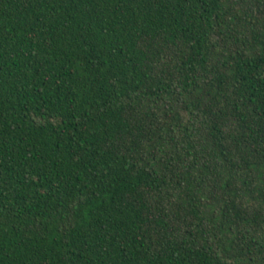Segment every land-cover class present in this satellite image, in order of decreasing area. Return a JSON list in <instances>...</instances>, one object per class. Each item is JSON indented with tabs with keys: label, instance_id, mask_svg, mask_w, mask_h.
<instances>
[{
	"label": "trees",
	"instance_id": "trees-1",
	"mask_svg": "<svg viewBox=\"0 0 264 264\" xmlns=\"http://www.w3.org/2000/svg\"><path fill=\"white\" fill-rule=\"evenodd\" d=\"M0 264H264V0H0Z\"/></svg>",
	"mask_w": 264,
	"mask_h": 264
}]
</instances>
